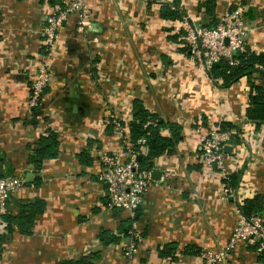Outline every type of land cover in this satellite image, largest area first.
Instances as JSON below:
<instances>
[{"label": "crops", "instance_id": "obj_1", "mask_svg": "<svg viewBox=\"0 0 264 264\" xmlns=\"http://www.w3.org/2000/svg\"><path fill=\"white\" fill-rule=\"evenodd\" d=\"M59 1L0 0V163L4 175L25 180L10 195L0 220L7 225L3 216L16 215L19 201L46 203L29 233L16 226L5 232L0 264H68L92 252H99L96 264H125L131 220L127 211L107 207L98 157L120 147L107 125L112 116L130 121L134 99L181 126L172 153L156 157L152 167L153 179L164 176L168 186L150 188L135 211L142 240L134 264H202L200 251L218 252L227 244L237 196L242 204L264 196V123L248 118L249 85L262 76L252 73L227 87L211 79L172 38L179 21L160 14V3L173 0H86L85 30H78L75 14L62 25L49 57L50 80L40 104L30 109L43 29ZM204 1L179 0V6L204 25L210 21ZM236 1L215 0V17ZM247 11L246 44L264 52V0H252ZM35 110L40 114L33 123ZM220 122L234 124L240 140L225 157L228 176L238 177L234 187L229 185L233 197L223 195L220 171L198 161L196 126L207 130ZM48 129L57 133L59 151L35 170L30 148ZM90 144L87 162L80 154ZM163 250L172 255L160 256ZM253 250L238 243L224 264H263Z\"/></svg>", "mask_w": 264, "mask_h": 264}, {"label": "built area", "instance_id": "obj_2", "mask_svg": "<svg viewBox=\"0 0 264 264\" xmlns=\"http://www.w3.org/2000/svg\"><path fill=\"white\" fill-rule=\"evenodd\" d=\"M251 3L252 0H237L233 7L220 14L217 24L213 27L196 23L186 12L179 20V26L175 31L179 33L177 39L180 45L185 48V55L198 63L206 72L221 59L234 63V53L246 50L245 12ZM86 9V0H60L51 7L43 29L42 45L44 49L35 63V72L29 87L30 93L27 101L30 109L40 104L50 80L49 57L56 48L60 28L70 15L75 14L80 18L78 30L83 32L87 26V21L83 18ZM258 68L264 72V66L259 65ZM128 122V119L119 116L110 118L112 132L118 138L120 147L99 155L101 167L98 172V180L106 185L107 207L123 209L129 215L131 224L122 255L125 264H134V258L142 240L141 230L134 218L135 211L150 188L154 185H168L165 183L164 176L154 180L152 168L145 169L140 165L138 157L147 153L146 140L144 137L138 138L136 144L140 147L136 149L129 138ZM156 123L155 118L149 117L144 126H155ZM196 129L199 133V163L204 167H215L219 170L224 178L223 195L233 197L234 190L225 181L229 175L225 147L233 146L231 138L234 132L232 130L222 131L218 126L203 130L200 125H197ZM24 184L25 180L20 174L0 176V216L5 212L10 195L18 191ZM242 205L237 196L234 207L235 224L227 244L218 252L200 251L199 257L202 264H224L226 254L238 243L253 246V251L257 255L264 253V210L246 214L242 210ZM0 223L5 224L2 220Z\"/></svg>", "mask_w": 264, "mask_h": 264}, {"label": "trees", "instance_id": "obj_3", "mask_svg": "<svg viewBox=\"0 0 264 264\" xmlns=\"http://www.w3.org/2000/svg\"><path fill=\"white\" fill-rule=\"evenodd\" d=\"M215 7V0H205L202 3V10L210 19L203 26L213 27L217 24L218 18L215 17ZM251 9L249 12L247 11V15L251 14ZM160 14L165 19L179 21L186 12L179 6V0H173L171 3L164 1L160 3ZM178 35L179 33L175 32L172 38L176 40ZM181 50L184 51L185 48L181 46ZM233 61L234 63H230L226 59H221L208 70V76L219 82L222 87L231 86L241 77L252 73L258 75V77L262 76L264 79V72L258 68L259 65L264 66V52H255L246 45V50L234 53ZM259 79L257 82H251L249 85L248 118L256 124L264 123V83L262 79ZM39 114L40 111L35 110L31 122L35 123L34 120ZM149 117L156 119L157 123L155 126H144ZM218 127L222 131H231L235 125L230 122H220ZM162 129H168L169 133L163 134L161 132ZM106 131L109 134H113L111 123H108ZM128 134L136 149L140 147L136 144V140L140 137L145 138L147 153L141 154L139 163L143 168L151 169L156 157L172 153L176 144L181 139V126L162 120L148 111L140 99H134L132 102L131 119L128 122ZM231 140L233 143H240L235 133H232ZM30 149L29 162L35 170H39L45 160L54 158L58 154L59 142L57 133L48 129L46 134L39 136L37 143ZM90 149L91 144L80 154V157L86 158L87 162L91 161L88 153ZM237 178V175L232 174L225 181L234 187L238 180ZM45 205L46 203L43 199H34L30 202L19 201L18 213L16 215L6 214L3 216L7 225L0 223V246L5 239V232H12L14 230L13 226H16L20 233H29L34 218L43 212ZM242 210L246 214L262 212L264 210V196L246 199L242 205ZM111 240H115V238L110 237L109 241ZM171 253L170 250H163L160 252V256L172 255ZM98 258L99 252H92L76 260H72L68 264H96L95 261ZM258 259L264 264V253L259 254Z\"/></svg>", "mask_w": 264, "mask_h": 264}, {"label": "water", "instance_id": "obj_4", "mask_svg": "<svg viewBox=\"0 0 264 264\" xmlns=\"http://www.w3.org/2000/svg\"><path fill=\"white\" fill-rule=\"evenodd\" d=\"M78 109L80 110L81 107H78ZM225 150L228 152L230 150V147L229 146H226L225 147ZM138 159H140V156L138 157ZM153 173L158 175L159 174V171L157 170H153ZM4 175V170H3V167H2V164L0 163V176ZM28 175H31V173H28Z\"/></svg>", "mask_w": 264, "mask_h": 264}]
</instances>
